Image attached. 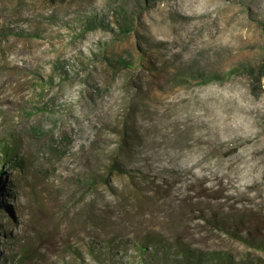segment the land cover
<instances>
[{
	"label": "rangeland",
	"instance_id": "1",
	"mask_svg": "<svg viewBox=\"0 0 264 264\" xmlns=\"http://www.w3.org/2000/svg\"><path fill=\"white\" fill-rule=\"evenodd\" d=\"M263 18L264 0H0V140L22 163L2 175L0 264L24 240L54 264L78 233H169L180 212L196 239L264 257L198 216L264 238ZM114 157L128 172L94 181Z\"/></svg>",
	"mask_w": 264,
	"mask_h": 264
},
{
	"label": "trees",
	"instance_id": "2",
	"mask_svg": "<svg viewBox=\"0 0 264 264\" xmlns=\"http://www.w3.org/2000/svg\"><path fill=\"white\" fill-rule=\"evenodd\" d=\"M149 4H154L158 0H146ZM264 27V18L259 19ZM90 22L87 26H93ZM121 30L127 35L134 30V21H125L121 23ZM252 70V69H250ZM254 70V69H253ZM260 73L255 76L264 77V67H260ZM241 71L239 67H234L229 70L230 73ZM219 75V74H218ZM19 146L13 138H4L0 140V196L6 192L8 187L4 186L5 181L2 175L5 172V165L22 166ZM107 173L99 174L93 177L97 183L102 182L109 184L111 176L120 173L128 172L126 166L119 157H114L107 165ZM141 179L147 180L145 175ZM92 181L90 184L94 183ZM155 183V181H153ZM165 180H161L156 184L155 192L161 193V196L167 198L169 194L166 191ZM8 192H12L7 190ZM192 197L188 198V204L191 203ZM6 203L0 200V208L5 209ZM184 212L177 214L178 217H173L172 221H168L167 231L164 230H148L142 232L136 238H126L118 236L117 233L112 234H97V239L85 240V235L78 233L79 244H71L64 242L61 246L57 244V256L63 250L73 255V259L66 261L65 256L59 257L53 262L54 264H62L65 262L75 264H264V257L258 254H252L247 250L237 251L230 247H214L206 244L205 240H198L194 237L193 232L185 228L182 222L185 220ZM200 218L210 221L217 229L210 226L211 232L222 233L229 240L239 241L248 247L264 250V238L260 234L254 233L251 230L242 228L238 223H242L243 219L238 213H231L227 217L234 218V223L228 226L219 215L214 213L213 218L207 217L205 213L198 215ZM233 216V217H231ZM221 219V221H220ZM86 221V220H85ZM1 224V223H0ZM0 231L8 238L12 239L10 234L3 225ZM86 229V226L84 227ZM57 230L58 227H57ZM87 250V253H86ZM34 248L32 242L24 240L21 243L19 250L11 249L5 254H1L4 264H28L33 259ZM86 254L90 259L86 258ZM70 255V256H71ZM62 260V261H61Z\"/></svg>",
	"mask_w": 264,
	"mask_h": 264
}]
</instances>
